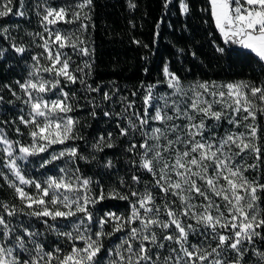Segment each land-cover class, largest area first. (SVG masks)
<instances>
[{
  "label": "snow or ice",
  "instance_id": "obj_1",
  "mask_svg": "<svg viewBox=\"0 0 264 264\" xmlns=\"http://www.w3.org/2000/svg\"><path fill=\"white\" fill-rule=\"evenodd\" d=\"M91 3L92 0H81L76 4L75 8L79 11H72L71 19H67L69 9L66 7L46 6L43 14L37 13L41 15V24L48 33L47 39L43 34L37 35L44 41L40 46L47 53L45 58L49 65L37 68L36 72L49 73L54 79L37 77L24 83L17 82L27 96L23 102L29 107L28 118L22 115L19 119L26 127L30 126L28 134L31 143L24 145L19 141L11 142L0 135V144L5 145L2 149L5 156L4 167L9 169L21 185L36 189L34 194H30L23 187L8 181L5 176L9 186L15 189L21 204L31 210L25 215L50 218L53 221L57 218L78 217L72 224V230L64 232L59 231L56 225H48V220H44L58 235L67 238L72 245L71 249L63 255L59 254L62 251L59 247L46 252L44 246L33 239L40 233L21 225L22 234H16L15 228L10 227V222L0 215V264H53V261L56 264H99L98 257L104 248L102 238L125 229L127 235L122 242L114 250H106L110 258L108 264H241L248 252L245 244H254L255 238L264 240V235L258 231L264 229V209L261 208L260 196L257 195L258 191L264 192V184L250 180L245 175L249 169H255L258 165L244 162L246 156H253L257 161L261 157L255 120L257 111L264 113V86L244 81L223 85L214 81L196 82L189 87L188 91L192 93L189 96L188 91L181 86L179 77L165 65L163 71L168 87L174 90L172 95L182 98L169 103V97H161L163 105L155 107L154 115L151 116L149 108L152 107L154 85L148 86L144 96V114L141 116L136 113L138 125L129 120V126L131 130L139 127L144 136L143 143L139 144V148L144 150L140 155L139 167L152 174L155 186L164 194L166 202L162 206L163 211L156 204L151 191L146 190L143 194L133 191L131 195L138 199L132 203L130 214L122 217L107 213L105 218L99 220L100 231L93 234L85 225V221H93L89 205H94L105 197L102 189L98 196L92 195V181L82 177L79 168H61L62 175L47 177L43 182L28 179L22 174L18 160L24 161L28 157L47 153L53 145L79 138L74 133L77 121L68 115L73 111L72 105L68 103L69 93L60 87V78L63 77L72 84L77 82L78 77L74 72H82L83 69L70 71L71 57L62 50L71 47L75 51L84 41L75 33L65 35L48 26L79 20L83 9ZM169 3L171 0H165V7ZM208 4L212 21L224 44H238L251 50L260 62H264V0H208ZM12 5L13 0H4L0 5V18L10 14L24 16V0H20V10L15 13ZM179 6L183 14L189 12L186 0H179ZM83 18L88 20L90 16L84 14ZM80 29L86 30L87 24L82 23ZM53 46L58 47L53 50ZM13 47L18 53L25 50ZM216 51L223 54L225 49L217 45ZM79 52L88 55L86 47L79 48ZM32 59L39 64L37 57ZM85 67L90 66L85 64ZM80 83L85 82L81 79ZM58 87L60 97L45 98L48 92ZM88 88L90 91H100L91 86ZM13 95L16 93L13 92ZM104 99H110L108 93H104ZM257 100L261 102L260 106L256 104ZM131 106L128 105L129 108ZM165 109H170L172 114ZM104 115L108 116L110 113L105 112ZM249 119L252 123H248ZM149 120L159 122L164 127L152 128L150 134L144 132L143 128L148 125ZM176 120H184L186 123L177 124ZM208 121L215 123L209 125ZM222 121H226L233 130H225L223 135L218 136L213 129L219 128ZM241 126L244 131L235 130ZM128 132L129 128L120 129L122 136L128 135ZM169 134H174L175 138H169ZM108 139L111 140V133L108 134ZM161 140L165 143H161ZM14 144L18 146L19 155L15 154ZM178 145H183V148L177 147ZM104 147L111 148L113 144L105 142V138L101 136L94 148L103 151ZM136 148L137 145L132 144L128 150ZM165 153L169 155L166 156ZM77 155L75 147L52 152L50 159H43L40 167L44 168L65 156L76 158ZM79 158L85 161L88 159L84 156ZM237 158H240L239 162ZM111 166V161L105 165ZM132 179L139 182L137 176ZM109 195L128 199L115 192ZM169 195L175 199L168 201ZM177 201L179 207H172ZM0 206L8 217L17 213L14 206L11 209L7 204ZM162 215L166 218L162 219ZM110 222H114L112 232L105 233L104 226ZM137 222L139 227H134ZM155 229L166 233L163 234V241L178 245V248H170V255L163 258L159 251L152 252L153 248L165 247ZM170 229L172 231L168 232ZM190 234L204 236L208 241L207 246L203 242L190 244ZM77 241L82 242L83 246L78 247L75 243ZM212 241L215 242L214 247ZM28 244L33 247L29 248ZM21 253L26 254V258H22ZM227 253H234V258L225 259ZM256 254L264 259V253Z\"/></svg>",
  "mask_w": 264,
  "mask_h": 264
},
{
  "label": "trees",
  "instance_id": "obj_2",
  "mask_svg": "<svg viewBox=\"0 0 264 264\" xmlns=\"http://www.w3.org/2000/svg\"><path fill=\"white\" fill-rule=\"evenodd\" d=\"M81 0H24V16L10 14L0 18V135L11 142L19 141L20 144L29 143L30 126L21 123L19 117L28 118V105L23 101L27 96L20 89L19 84L29 79L43 77L45 80H53L54 76L40 71L37 68L48 66L42 39L43 34L41 15L46 6L66 7L69 9L67 19H71L72 11H79L75 5ZM189 12L183 15L180 11L179 0H171L165 7V0H92L91 5L84 8L81 18L73 23L59 22L49 25L50 29L60 30L62 34L75 33L84 43L78 45L74 51L66 47L70 57V71L76 68L82 72H74L78 77L75 84L60 78V87L69 93L68 103L73 111L68 113L77 121L74 133L78 139L68 140L65 144L53 145L47 153L28 157L18 164L28 179L43 182L47 177H59L61 168L74 170L79 168V174L92 181L91 190L94 197L103 190L104 199L94 205H89V211L93 214V221H85L92 233L100 231L99 220L105 218L107 213H115L117 216L127 217L131 212V205L138 197L131 195L133 191L143 194L151 191L157 205L161 208L166 202L164 194L155 186L151 173L139 167L140 155L143 149L139 148L142 139L136 130L129 126V110L127 103L134 102V108L143 111V100L149 85H164L163 69L165 65L179 77L183 85H189L196 81L216 82L219 84L237 83L244 81L256 86H264V64L251 52L237 48L232 43L224 44L220 34L215 28L210 15L208 0H186ZM3 0H0V5ZM39 5V7H38ZM135 5V7H130ZM13 13L20 10V0H13ZM84 14L90 16L85 20ZM87 24L86 30H81V24ZM4 29H7L5 32ZM217 45L224 47L223 54L216 51ZM24 48L23 53H18L13 47ZM53 46V50H55ZM86 47L88 55L79 52V48ZM193 53L195 55H193ZM37 57L39 64L32 57ZM88 64L90 67H85ZM35 73V75H33ZM85 83H80V80ZM91 88H99L100 91H90ZM60 87L51 91L53 97H60ZM13 92L16 95H13ZM104 93H108L110 99H104ZM33 95H36L33 93ZM19 97V99L17 98ZM108 112L110 115L105 116ZM95 113V115H93ZM214 121H208L213 125ZM248 123H252L249 119ZM255 125L258 127V143L261 147V157L257 161L253 156H246L244 162L257 164V168L249 169L245 175L264 184V113L257 112ZM121 128H129L128 135L120 134ZM19 129V132H17ZM225 130H233L226 121L221 122L219 128L213 129L217 135H223ZM236 131H244L241 126ZM111 133V140L108 134ZM103 136L105 142H110L113 147H104L98 151L94 145ZM132 144L137 148L128 149ZM0 144V165L4 166L5 156ZM75 147L77 157L64 158L53 161L41 168L43 159H50L52 152H59L66 148ZM15 154L19 155L18 146L14 144ZM87 157V161L80 159ZM238 162L240 158H237ZM111 161V167H105ZM139 177V182L132 177ZM25 191L34 194L36 189L22 185ZM118 193L127 196L128 199H120L118 196L109 195ZM260 206L264 209V192L258 191ZM167 200L170 201L169 197ZM13 206L17 213L8 217L2 206L0 215H3L14 227L16 234H22V227L30 231L40 233L33 237L44 246V250L54 251L59 247L60 255L66 254L71 249V243L64 236L58 235L48 225H56L61 232L71 231L72 224L78 217L68 219L37 218L25 215L31 211L22 205L15 191L4 181L0 175V205ZM23 209V211H20ZM163 211V208H162ZM80 214H78L79 216ZM162 219H165L163 215ZM48 220V225L44 223ZM113 222L104 226L105 233H111ZM139 227V223L133 225ZM165 244L163 249L153 248L152 252H160L161 258L170 255V248H178V245L163 241L160 229H155ZM172 229L168 230L171 232ZM203 231V229H201ZM264 235V229H258ZM127 235V229L122 232L106 235L102 238L104 248L98 257L99 264H108L110 259L106 250L115 249ZM93 238L95 236L93 235ZM27 240V237H25ZM207 246L208 241L204 236L189 235V243ZM82 247V242H75ZM213 247L215 242L212 241ZM32 248V244H28ZM149 247H151L149 245ZM248 252L241 264H264L256 253H264V240L255 238L252 245L245 244ZM210 250V249H209ZM19 250L17 249V252ZM22 258L26 254L21 253ZM155 259V256H153ZM225 259H233L234 253H227ZM56 264V261H53Z\"/></svg>",
  "mask_w": 264,
  "mask_h": 264
},
{
  "label": "rangeland",
  "instance_id": "obj_3",
  "mask_svg": "<svg viewBox=\"0 0 264 264\" xmlns=\"http://www.w3.org/2000/svg\"><path fill=\"white\" fill-rule=\"evenodd\" d=\"M3 3H4V0H3ZM182 14H183V13H182ZM183 15H186V14H183ZM48 27H49V26H48ZM218 33H219V32H218ZM43 36H44L45 39L48 38V33L44 31V27H43ZM43 43H44V41L42 40V44H43ZM233 45H235L237 48L244 49V50H247V51L251 52V50H249V49H245V48H243L242 46H240V45H238V44H233ZM251 53H252V52H251ZM45 54H46V56H47V53H46V52H45ZM252 54L255 56L254 53H252ZM255 57H256V56H255ZM256 58H258V57H256ZM47 61H48V60H47ZM48 62H49V61H48ZM262 63L264 64V62H262ZM168 68H169V71H170V72L174 73V72L171 70L172 68H170V67H168ZM174 74H175V73H174ZM175 75H176V74H175ZM176 76H177V75H176ZM61 78H63V77H61ZM163 78H164V81H163V84H164V85H159V84H157V85H154V87L152 88V96H153V100L151 101V103H152V107L149 108V115H150V116H151V115H154V109H155V107H157V106H162V105H163L164 101L161 99V97H169V98H170L169 103H171V100H177V99H181V98H182V97H178V96H173V95H172V93H173L174 90H173L172 88H169V87H168V83H167L166 77H165V75H164V71H163ZM196 82H203V81H196ZM196 82H194V83H192V84H189V85H183L181 82H180V84H181V86L183 87V89H184L185 91H188L189 87H190L191 85L195 84ZM216 84H218V85H223V84H219V83H216ZM147 90H148V89H147ZM50 93H51V91L48 92V93L46 94V96H45L46 99H54V98H57V97H53ZM146 94H147V91H146ZM188 95L191 96L192 93H191L190 91H188ZM183 98L186 99V97H183ZM129 104L132 105L131 108L128 107V110H129V117L131 118V120H132L133 122H135V123L138 125L139 122L136 120V115H135V114H136V113H139L141 116H143V114H144V108H145L144 100H143V111H142V112H139L138 109H135V108H134V102H128V103H127V106H128ZM256 104H257L258 106H260L261 102H260L259 100H257V101H256ZM181 107L183 108L184 106L181 105ZM28 110H29V107H28ZM165 111H168L169 114H172V112H171L170 109H165ZM257 112H259V111H257ZM169 123H172V122H169ZM175 123L183 125L184 123H186V121H184V120H176ZM156 127H161V128H163L164 126H163L162 124H160L159 122L149 120L148 125H145V126H144L143 131H144V132H148V133L150 134L151 129H152V128H156ZM136 133L138 134L139 138L142 139V143H143V141H144V136L141 134V130L139 129V127L137 128ZM169 138L174 139V138H175V135H174V134H169ZM30 143H31V137L29 136V143H28V144H30ZM149 143H153V141H149ZM161 143H165V141L161 140ZM177 147H179V148L182 149V148H183V145H178ZM143 151H144V150H143ZM165 155L167 156V155H169V154H168V153H165ZM0 173H3V175H1V176H2V178L4 179V181H5L8 185H9V183L5 180V176L7 177V180H8V181H12V182H14L16 185L22 187V185H21V184L19 183V181L15 178V176L9 171L8 168H6V167L0 165ZM11 188L15 191V189H14L13 187H11ZM16 195H17V194H16ZM168 197H169L170 201L173 200V199H175V198L172 197L171 195H169ZM172 207H174V208H178V207H179V201H177V203H176L175 205H172ZM187 222H192V221H187ZM113 223H114V222H113Z\"/></svg>",
  "mask_w": 264,
  "mask_h": 264
}]
</instances>
